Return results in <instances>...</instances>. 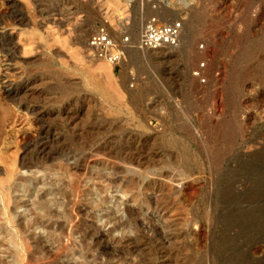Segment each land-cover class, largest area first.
<instances>
[{
  "label": "rangeland",
  "instance_id": "obj_1",
  "mask_svg": "<svg viewBox=\"0 0 264 264\" xmlns=\"http://www.w3.org/2000/svg\"><path fill=\"white\" fill-rule=\"evenodd\" d=\"M151 15L181 22L177 46L114 67L87 45L102 22L134 42ZM263 38L264 0H0V264H264ZM41 130L53 155L20 167ZM74 200L96 240L69 233Z\"/></svg>",
  "mask_w": 264,
  "mask_h": 264
},
{
  "label": "bare ground",
  "instance_id": "obj_2",
  "mask_svg": "<svg viewBox=\"0 0 264 264\" xmlns=\"http://www.w3.org/2000/svg\"><path fill=\"white\" fill-rule=\"evenodd\" d=\"M168 15H167V13H162V18H164V17H167ZM259 38V37H258ZM257 39V38H256ZM264 39V38H263ZM257 41V40H256ZM259 41V40H258ZM263 41V40H262ZM250 42V41H249ZM261 42V41H260ZM255 43V42H254ZM258 42H256V44H257ZM260 44V43H259ZM263 44H264V42H263ZM169 47H171L170 45L169 46H167L166 45V49L167 48H169ZM161 48V47H160ZM156 49H158V48H156ZM162 49H163V47H162ZM9 52V51H8ZM154 52H156L155 51V49H154ZM12 56V55H11ZM10 56V57H11ZM257 60V59H256ZM123 61V60H122ZM262 64V63H261ZM256 68V67H255ZM240 68H238V70H239ZM246 70V69H245ZM249 70V69H248ZM242 71V70H241ZM250 71V70H249ZM252 74V73H251ZM244 75V74H243ZM255 76V75H254ZM230 79V78H229ZM248 79V78H247ZM236 84V83H235ZM235 84L233 85V86H235ZM229 86V85H228ZM237 87V86H236ZM23 88H24V86H23ZM27 88V87H26ZM233 88H235V87H233ZM240 90V89H239ZM24 91V90H23ZM26 91V90H25ZM238 91V90H237ZM26 93V92H25ZM233 93V92H232ZM20 98V97H19ZM37 102V101H36ZM71 115V114H70ZM64 118V117H63ZM43 127V126H42ZM50 127V126H49ZM45 128V127H44ZM47 128V127H46ZM55 132V131H54ZM37 134H39V137L37 138V140L39 139V141L40 140H42V142H40L39 143V141H36L35 142V144H34V148L37 150L36 151V155H37V157L36 158H34V160L32 159V161H30V162H26V161H21L20 163H19V166L20 167H26V168H31V167H36V168H41L42 166H43V163L46 161V159H49L50 158V155L52 154V145H51V143H53L52 141H53V137H51V134H53V133H51V131H49V130H41V131H39ZM55 134H56V132H55ZM37 137V136H36ZM36 137L35 138H33V139H36ZM55 140V139H54ZM30 144H32V143H30ZM101 146V145H100ZM33 149V148H32ZM54 149V148H53ZM56 149V148H55ZM97 150V149H96ZM34 151V150H33ZM94 152V151H93ZM92 152V153H93ZM98 152V151H97ZM96 152V153H97ZM107 152V151H106ZM53 155V154H52ZM51 155V156H52ZM101 155H102V152H101ZM110 155V154H109ZM83 156H85V155H83ZM90 156V155H89ZM99 156V155H98ZM117 156V155H116ZM100 157V156H99ZM102 157H104V155H102ZM106 157V156H105ZM104 157V158H105ZM78 158H79V156H78ZM92 158V157H91ZM81 159H83V163H84V165L82 166V169H84V171L85 172H87L88 171V168H89V163L87 162L88 161V158H81ZM80 159V160H81ZM74 161L73 162H71V164H69L68 163V166L69 167H73V166H76V165H78L79 164V162H81V161H77V158H75V159H73ZM96 160V159H95ZM94 160V161H95ZM94 163H100L99 161L97 162V161H95ZM93 163V164H94ZM73 164H75V165H73ZM97 174H98V176L99 177H105V178H107L108 176H109V174L110 173H104V172H102V171H100V172H97ZM57 178H61L60 176H58ZM116 179V177H111V178H109V181L110 182H113L114 180ZM40 180V179H39ZM23 181H24V179H23ZM24 182H26V181H24ZM33 190L31 191L32 192V194L36 191V189L35 188H37L38 186H39V183H41L42 184V182L41 181H37V180H33ZM147 184H149V183H147ZM145 185V186H148V185ZM21 186H23L24 185V183L22 184H20ZM78 186V185H77ZM16 189V188H15ZM38 189V188H37ZM26 190V189H25ZM29 192H30V189L28 190ZM52 192V190H50V189H48V190H44L43 191V193L41 194V196H46V195H48L49 193H51ZM79 194L80 193H78L77 195L79 196ZM40 199V198H39ZM46 199V198H45ZM151 199V198H150ZM98 201V200H97ZM96 201V202H97ZM100 201V200H99ZM98 201V202H99ZM34 202H36V201H34ZM38 202H39V200H38ZM40 202H41V200H40ZM43 202V201H42ZM150 202V201H149ZM33 203V202H32ZM148 203V202H147ZM34 205L36 204V203H33ZM150 204V203H149ZM37 205H38V203H37ZM38 207V206H37ZM49 208V207H48ZM48 208H45V206H44V208L43 207H38V208H34V209H37L38 210V217L39 216H46L48 219L47 220H42V219H39L38 217H37V219L35 218V220L34 221H31L30 222V225L31 226H37V228H42V229H44V230H46V231H48L49 233H52L51 231H53L54 230V228H56L58 225H60L58 222H56L54 219H52L51 218V212H49V210L50 209H48ZM69 208H71V211H70V213H69V217L67 218V223L69 224L68 225V227H69V233L72 231H74L73 233H75V231H78L79 229H80V227H79V225H80V223L79 222H81V221H86V219H85V217L87 216L86 215V213H87V211L89 210V208L86 206V205H84V204H79V202H78V200H74L72 203H71V206L69 207ZM155 208V207H154ZM70 210V209H69ZM9 213V212H8ZM112 212H106V213H104V214H102L101 215V217H100V220L101 221H111L112 219H115L116 220V223H114L115 224V227H114V229L115 228H117V227H119L120 226V222H119V220L118 219H116L115 217H113L112 216V214H111ZM128 214V216L130 217V214H131V212H127ZM10 214H8V217H7V219L10 221V223H11V225L13 224L12 223V220H11V217L9 216ZM132 216V215H131ZM24 217V216H23ZM127 218L128 220H131V218L132 217H130V218ZM133 219V218H132ZM88 220V219H87ZM132 221V220H131ZM133 221H134V219H133ZM123 222V221H122ZM126 222L127 223H129L127 220H126ZM126 222H123V223H126ZM85 224V223H84ZM28 225V227H31V226H29V223L27 224ZM59 227V226H58ZM113 229V230H114ZM85 233H84V236L85 237H91V238H93L94 237V239L96 240L98 237H96V235L98 236V235H101L100 233H99V225L96 223V222H94V221H90V223H88L87 224V221H86V226H85ZM111 231H112V229H110ZM111 231L109 232V233H111ZM28 232V231H27ZM68 233V234H69ZM99 233V234H98ZM28 234H30V233H28ZM68 234H66V235H68ZM70 236V235H69ZM124 237V236H123ZM122 236H120V237H112L113 239H118V240H120V239H122L123 238ZM14 238V235H13V233H12V231L9 229V228H7L6 226H4V225H2V224H0V242L1 241H4L5 243L7 242L8 243V245L10 244L11 245V243H13V239ZM30 238H32V239H34L33 241H36L37 243H39V242H41V240H42V238H43V235H32L31 234V236H30ZM41 244H42V242H41ZM7 245V246H8ZM39 245V244H38ZM37 247H41V245L40 246H37ZM42 249L44 250V251H46V252H48L49 253V249L50 248H47V247H42ZM42 252V251H41ZM53 255V254H52ZM50 256V255H49ZM54 259V258H53Z\"/></svg>",
  "mask_w": 264,
  "mask_h": 264
},
{
  "label": "built area",
  "instance_id": "obj_3",
  "mask_svg": "<svg viewBox=\"0 0 264 264\" xmlns=\"http://www.w3.org/2000/svg\"><path fill=\"white\" fill-rule=\"evenodd\" d=\"M181 29V22L178 20L165 22L151 15L145 20L137 39L132 42L127 35L115 38L107 23L102 22L89 33L87 45L98 58L116 67L124 60L129 48L156 49L166 45L177 46ZM198 70H193L196 77L199 76Z\"/></svg>",
  "mask_w": 264,
  "mask_h": 264
}]
</instances>
